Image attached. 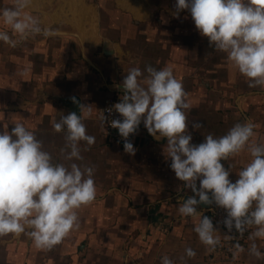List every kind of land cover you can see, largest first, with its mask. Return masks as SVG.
<instances>
[{
  "label": "clouds",
  "instance_id": "obj_1",
  "mask_svg": "<svg viewBox=\"0 0 264 264\" xmlns=\"http://www.w3.org/2000/svg\"><path fill=\"white\" fill-rule=\"evenodd\" d=\"M32 3L14 0L12 6L0 9V21L10 29L0 30V41L15 48L37 35L56 34L54 29L42 27L39 16L29 11ZM182 10L190 12L200 35L226 54L229 66L247 78L250 88H264V0H176L174 15L178 17ZM145 71L148 75L142 82L139 68H132L124 77L123 96L113 106L123 119L109 121L123 138L125 152L135 154L128 138L143 121L149 134L167 140L170 168L184 182V188L194 193L179 206V212L186 218L193 217L199 214L198 205L214 203L226 210L223 223L229 232L235 228L243 235L254 229L248 237L253 241L249 252L257 259L264 258L255 243L264 240V143L252 142L256 125L236 123L220 137L208 134L204 142L192 144L185 111L190 103L182 82L171 67L157 70L149 65ZM72 100L79 105L80 114L71 112L53 118L52 128L64 133L65 145L60 150L64 159L83 161L82 151L90 150L96 140L87 134L84 123L92 116V108L79 104L75 97ZM112 111L109 109V114ZM100 119L104 124L107 117L103 114ZM245 151L250 162L237 172L238 179L233 183L229 179L233 166L226 170L221 161ZM94 171L93 166L56 162L22 122L14 123L11 131L8 127L0 130V237L24 234L43 250L60 244L80 228L78 210L96 198ZM194 231L210 251L221 243L206 216H201ZM235 248L244 251L238 242ZM185 253L189 258L196 255L192 248ZM161 264L174 262L164 256Z\"/></svg>",
  "mask_w": 264,
  "mask_h": 264
},
{
  "label": "crops",
  "instance_id": "obj_2",
  "mask_svg": "<svg viewBox=\"0 0 264 264\" xmlns=\"http://www.w3.org/2000/svg\"><path fill=\"white\" fill-rule=\"evenodd\" d=\"M121 6L133 13L135 17L133 19L137 18L142 22H148L151 15L154 16L152 10L147 7L135 13L123 3ZM179 15L181 14L177 17L173 12L166 17L176 22L180 19ZM81 21L83 24L80 23ZM62 23H67V26L64 25L63 29L58 28L56 34L52 35L56 37L55 39L59 38L58 41L60 40L62 44L57 47L49 45L46 50L44 49L47 55L43 50L41 63L32 67L33 73L30 76L18 78L17 72H15V77L13 73V89L0 93V130L8 127V131H11L14 123L22 122L26 128L35 133L37 139L42 141L44 150L50 152L56 162L66 165L76 162L93 166L97 194L90 207H94L99 213L105 212L108 217L111 216L112 220L116 214H120L123 235L129 236L133 231L137 233L132 234L135 237L145 228L151 227L154 229L153 238L156 240L158 235L155 229L161 227L159 226L161 222L158 223V221H169L170 231L162 238L165 241L160 240L152 244L153 251L149 252L148 256H168L174 264H208L205 256H234L233 260L223 259L218 264H264V258L257 259L250 254L249 248L253 243L251 240L245 244L243 252L234 249L232 253H224L221 249H218V252H212L208 246L201 243L194 227L199 224L201 216L209 218L207 209L201 205L197 206L199 214L193 217L186 218L180 212H176L182 204H176L173 200L176 196H180L185 188L184 182L180 181L170 168L171 159L166 157L167 140L165 138L153 137L142 121L139 125L138 137L133 142L136 151L134 155H131L125 152L124 144H115L104 134L100 110L105 101L115 96L121 99L123 96L122 81L132 68L141 70L143 75L140 80L142 82L148 75L145 69L150 65L157 70L171 67L173 75L182 82L190 103V109L185 111L189 121L188 133L192 136V144L198 145L204 142L208 134L214 137L224 135L227 112L220 108H212L209 111L211 101L208 94L201 95L199 98L195 93L193 76H190L193 75L191 74L192 62L185 56L179 64L180 60L178 61L179 56L177 55L179 49L175 50L177 45L171 46L168 52L166 50L169 58L163 59L159 46L155 50L154 40L150 39L156 36V29L126 30L122 40L115 41L109 37L107 29L104 35L97 15L79 19L74 14L66 23ZM194 31L188 27L182 30L177 26L174 34L180 33L184 37H189ZM136 35L140 36L138 42L143 41V44L140 43L137 51L132 49L131 52L130 48L125 50V41L131 42L129 38ZM190 46L186 43L181 47V52H186ZM51 48L56 56L54 59L50 55ZM185 69H190L186 75L183 73ZM245 84H248L247 78L241 77L234 85L242 90ZM255 91L253 88L245 89L243 92H237V96L240 99L243 96L242 99L245 102L263 97ZM73 97L79 104L92 108V116L86 118L84 123L87 134L94 136L96 140L90 150L82 151L83 161L64 159V154L60 151L65 145L64 133H57L52 128L53 118L59 119L61 115L71 112L80 114L79 105L73 102ZM194 101H197L201 108L195 109ZM204 103H207V106ZM211 118L215 124L210 129ZM195 124H200L201 127L196 128ZM255 132L256 135L252 138V142L258 143V130ZM84 146L82 142L81 147ZM250 159V155L245 151L230 158L229 161H221L226 170L230 165L233 166L229 176L233 183L238 179L237 172L250 162ZM197 187L199 188V180ZM188 190L192 192L191 189L188 188ZM190 196L187 195L186 199ZM172 198L174 199L171 200ZM176 200L179 201L180 197ZM174 211L176 216L173 215ZM148 213L154 214V217L151 218ZM164 221L162 223L165 225ZM115 222L114 220L110 223L112 228L115 227ZM225 232L217 230L215 233L221 241V246L226 241L223 239H228ZM255 243L259 250L264 252V240L257 239ZM187 248H192L196 252L195 257L186 256ZM152 260L155 264L158 263L155 258Z\"/></svg>",
  "mask_w": 264,
  "mask_h": 264
},
{
  "label": "rangeland",
  "instance_id": "obj_3",
  "mask_svg": "<svg viewBox=\"0 0 264 264\" xmlns=\"http://www.w3.org/2000/svg\"><path fill=\"white\" fill-rule=\"evenodd\" d=\"M13 2L14 0H0V9L12 6ZM122 3L135 13H138L142 8H150L154 16L152 14L148 22L139 21L137 18L133 19L135 18L133 13L123 9ZM175 3L176 0H33L29 11L39 16L42 27H50L56 32L58 28L63 29L62 27L67 24L66 21L74 14L79 19L97 15L104 35L107 29L109 37L115 41L117 39L121 41L126 30L156 29V36L150 38L154 40V49L156 50L159 46L162 58L166 59L169 58L166 50L168 52L171 46L177 45L175 50L179 49L177 53L178 61L180 60L179 64L185 56L192 62L191 74L193 73V75L190 76H193L196 87L195 93L198 94L199 98L201 95L208 94L211 101L209 111L212 108H220L227 112L225 134L236 123L252 122L256 127H261L255 128L254 131L258 130V143H264V88H253L256 90V94L263 96L257 100L245 102L242 99L243 96L241 99L238 98L237 92H243V90L250 88L248 84H245L241 90L234 85L244 76L229 66L225 53L212 50L214 46L209 45L208 39L200 35L188 10L180 11V19L176 22L167 19L168 14L175 13ZM80 23L83 24L82 21ZM175 26L182 30H186L188 27V29L192 28L195 31L189 37H184L180 33L175 35ZM0 30L10 32V29H7L2 21H0ZM139 37L136 35L131 39L129 38L131 42L126 40L124 43L125 50L130 48L131 52L132 49L137 51L138 47L140 48V43L143 44V41L138 42ZM55 38L54 36L37 35L18 44L15 48L0 41V93L13 89L15 72H17L18 78L30 76L33 73L32 67L41 63L42 51L46 50L49 45L57 47L62 44L60 40L58 41L59 38ZM186 43L191 45L190 49L182 53L181 47ZM52 49H50V55L54 59L56 56L55 53H52ZM45 50L43 52L47 55ZM189 70L185 69L184 75L189 73ZM196 80L197 83H195ZM207 103L204 104L207 106ZM199 105L197 101H194L195 109L201 108ZM213 122L211 118L210 129L215 124ZM114 143L116 144V142ZM182 192L180 196L171 200L174 199L176 204H182L187 195L193 194L189 192L188 188L183 189ZM185 194L186 196H184ZM178 197H180L179 201L176 200ZM90 206L78 210L80 228L72 231L69 236L51 250L38 249L34 242L24 234L0 237V264H155L152 258L158 262L156 264H161V258L164 256L148 255L149 252L153 251L152 244H156L160 240L165 241L162 238L170 231L169 221L162 220L166 222L165 225L167 224V226L161 220L158 221V223L161 222L159 226L163 229L161 227L155 229L158 235L156 240L153 238L154 229L151 227L145 228L139 235L133 237V233L134 235L137 234L133 231L129 236L123 235L120 214H116L112 220L111 216L108 217L105 212L99 213ZM148 215L151 218L154 217V214L148 213ZM173 215L176 216L175 211ZM114 220L116 221L115 227L112 228L110 223ZM213 227L223 232L221 228ZM225 234L228 235V239H223V241L226 240L224 245H218L219 248L217 246L212 252H218L220 249L224 253L235 251L237 242L228 232ZM248 240L242 246L243 249L246 247L245 244L249 242ZM233 257L205 256V259H207L208 264H218L223 259L233 260Z\"/></svg>",
  "mask_w": 264,
  "mask_h": 264
},
{
  "label": "built area",
  "instance_id": "obj_4",
  "mask_svg": "<svg viewBox=\"0 0 264 264\" xmlns=\"http://www.w3.org/2000/svg\"><path fill=\"white\" fill-rule=\"evenodd\" d=\"M120 98L115 96V97H110L105 101L104 106L101 108L100 110V117L104 114L105 117H107L105 123L103 124L102 120V124H103V128H104V134L105 136L113 141L116 142L118 144H124V140L123 138L119 135L118 130L114 129L110 126L109 121L112 119H123V117L120 116L119 113L115 112L113 106L116 103L120 102ZM109 109H113V111L111 112V114H109L108 110ZM138 133H139V127L138 130L135 134L130 135V137L128 138L132 143L136 141L137 137H138ZM207 212L209 214V219H211L213 226L221 228L222 230L230 233L234 240L236 242H238L241 246L244 245V243L249 239V234L251 231H253L254 229L249 228L248 230H246L243 235L239 234L235 228H233V230L231 232H229V230L227 229V227L224 225L223 221L225 220L226 216H227V212L225 209L218 207L217 205H215L214 203L210 205V207L207 209Z\"/></svg>",
  "mask_w": 264,
  "mask_h": 264
},
{
  "label": "water",
  "instance_id": "obj_5",
  "mask_svg": "<svg viewBox=\"0 0 264 264\" xmlns=\"http://www.w3.org/2000/svg\"><path fill=\"white\" fill-rule=\"evenodd\" d=\"M201 205V207H203L204 209H208L209 207H210V205H205V204H200Z\"/></svg>",
  "mask_w": 264,
  "mask_h": 264
}]
</instances>
